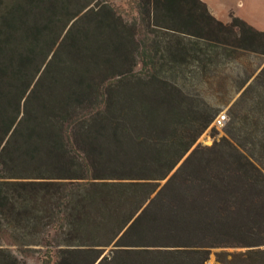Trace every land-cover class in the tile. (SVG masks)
I'll return each mask as SVG.
<instances>
[{"label":"trees","instance_id":"1","mask_svg":"<svg viewBox=\"0 0 264 264\" xmlns=\"http://www.w3.org/2000/svg\"><path fill=\"white\" fill-rule=\"evenodd\" d=\"M135 6L0 0V264H26L8 245L41 264H205L217 247L264 264V65L211 144L220 112L162 73L200 41L264 56V30L203 0Z\"/></svg>","mask_w":264,"mask_h":264},{"label":"rangeland","instance_id":"2","mask_svg":"<svg viewBox=\"0 0 264 264\" xmlns=\"http://www.w3.org/2000/svg\"><path fill=\"white\" fill-rule=\"evenodd\" d=\"M114 3L117 11H128L127 16L130 20L134 16L139 19L135 1L137 0H110ZM254 0H247L245 8L254 11ZM159 34V32L157 33ZM146 37H148L146 39ZM141 43L149 45L152 52L151 44L155 36L147 33L142 37ZM193 38H187L190 45L192 43L200 46L198 56L188 59L185 65L175 63L174 65H163L162 73L167 78L175 81L179 86L192 97L207 103V106L213 112H224L229 115V107L239 96L246 84L258 73L264 65V56L242 49L230 50L221 45H206L200 41L199 44L193 41ZM197 50V49H196ZM198 51V50H197ZM161 67L162 64H158ZM161 65V66H160ZM141 64L138 65V68ZM247 78H249L248 81ZM217 116V115H216ZM215 116V117H216ZM214 117V119H215ZM214 120L210 126L200 135L197 142L202 144H211L214 139L220 138L225 134L224 125L217 127ZM4 244H7L5 239ZM10 246L16 253L21 255L26 264H41L40 256L35 251L21 252L16 249L15 245ZM242 247L232 248H213L205 264H219L217 252L221 250L239 251Z\"/></svg>","mask_w":264,"mask_h":264},{"label":"crops","instance_id":"3","mask_svg":"<svg viewBox=\"0 0 264 264\" xmlns=\"http://www.w3.org/2000/svg\"><path fill=\"white\" fill-rule=\"evenodd\" d=\"M211 13L222 20L229 22L231 14L244 19L259 30H264V0H254V11L245 8L247 0H203Z\"/></svg>","mask_w":264,"mask_h":264},{"label":"built area","instance_id":"4","mask_svg":"<svg viewBox=\"0 0 264 264\" xmlns=\"http://www.w3.org/2000/svg\"><path fill=\"white\" fill-rule=\"evenodd\" d=\"M227 120V115L224 112H221L217 115V117L214 119V125L217 127H221L225 124Z\"/></svg>","mask_w":264,"mask_h":264},{"label":"water","instance_id":"5","mask_svg":"<svg viewBox=\"0 0 264 264\" xmlns=\"http://www.w3.org/2000/svg\"><path fill=\"white\" fill-rule=\"evenodd\" d=\"M188 153H189V152H188ZM188 153H187V154H188ZM187 154L182 158V160L180 161V163H181V162L183 161V159L187 156ZM180 163H179V164H180ZM179 164L175 167V169L179 166ZM175 169H174V170H175ZM174 170H173V171H174ZM173 171H172V172H173Z\"/></svg>","mask_w":264,"mask_h":264}]
</instances>
